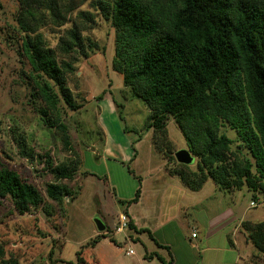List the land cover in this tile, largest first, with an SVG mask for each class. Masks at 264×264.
Listing matches in <instances>:
<instances>
[{
	"label": "rangeland",
	"instance_id": "374dc122",
	"mask_svg": "<svg viewBox=\"0 0 264 264\" xmlns=\"http://www.w3.org/2000/svg\"><path fill=\"white\" fill-rule=\"evenodd\" d=\"M89 1L73 9L71 17L77 11L93 15L92 27L81 35L95 46L85 56L76 54L74 70L66 76L67 86L82 107L69 110L59 98L56 103L80 159L74 178L57 182L76 195L56 204L45 195L44 185L53 178L39 156L47 152L53 163L70 156L56 132L44 126L35 111L42 102L30 96L35 77L19 48L14 20L17 2L0 0V162L35 186L48 206L47 213L37 207L19 214L7 197L0 198V251L5 264H160L157 253L171 264H264V254L255 250L239 225L241 220L264 221V196L253 199L245 188L225 192L210 179L191 191L167 172L164 165L173 164L153 149L151 129L143 127L148 109L111 69L113 28ZM69 25H47L39 31L53 48ZM166 131L174 151L186 149L171 118ZM220 131L235 138L234 130L226 126ZM17 133L32 147L33 160L17 153L13 140ZM195 161L193 157L191 169ZM137 187L138 202L128 206L118 202L130 199ZM227 207L233 211L228 220ZM126 208L155 241L126 226L115 231L117 216ZM94 219L103 223L102 231H97ZM97 233L105 236L92 247H80ZM230 239L236 247L226 244L229 250L222 249ZM80 249L82 262H77ZM127 249L132 253L125 254Z\"/></svg>",
	"mask_w": 264,
	"mask_h": 264
},
{
	"label": "trees",
	"instance_id": "16d2710c",
	"mask_svg": "<svg viewBox=\"0 0 264 264\" xmlns=\"http://www.w3.org/2000/svg\"><path fill=\"white\" fill-rule=\"evenodd\" d=\"M84 1L16 0L14 14L20 51L35 77L30 96L42 102L35 111L42 124L56 132L70 156L58 163H53L47 152L39 156L53 178L44 185L45 195L56 204L76 195L57 182L73 179L80 159L56 103L59 98L69 110L82 107L67 86L66 76L74 70L76 54L85 56L86 50L95 46L81 35L92 27L93 15L77 11L71 17L73 9ZM89 3L113 28L111 69L148 109L143 127L151 129L153 149L173 164L164 165L167 172L191 191L210 179L225 192L245 188L253 199L264 196V0ZM67 22L70 25L62 30L55 47H50L39 29ZM169 118L196 158L194 169L173 157L166 131ZM224 126L234 130V139L220 131ZM13 140L17 153L33 160L35 154L24 136L17 133ZM139 194L137 187L130 199L118 202L128 206ZM4 197L19 214L37 207L48 212L37 188L0 162V198ZM123 213L127 216L125 209ZM239 225L255 250L264 254V221L241 220ZM126 226L154 240L148 229L135 228L129 219ZM103 236L97 233L80 247H92ZM80 251L76 252L77 262H82ZM157 258L161 264H171V260ZM5 263L0 251V264Z\"/></svg>",
	"mask_w": 264,
	"mask_h": 264
},
{
	"label": "water",
	"instance_id": "95a60500",
	"mask_svg": "<svg viewBox=\"0 0 264 264\" xmlns=\"http://www.w3.org/2000/svg\"><path fill=\"white\" fill-rule=\"evenodd\" d=\"M173 157L177 163L182 164H190L193 158L192 155L185 148L176 149L173 152ZM94 223L97 231H102L104 229V225L100 220L94 219Z\"/></svg>",
	"mask_w": 264,
	"mask_h": 264
},
{
	"label": "crops",
	"instance_id": "0c3cea01",
	"mask_svg": "<svg viewBox=\"0 0 264 264\" xmlns=\"http://www.w3.org/2000/svg\"><path fill=\"white\" fill-rule=\"evenodd\" d=\"M134 157V156H133ZM133 157H131V159L133 158ZM139 201V197H138V200L136 201V202H138ZM136 202H134V203H136ZM126 210V213H127V218L132 222V224H133V226L135 227V228H143V227H141V226H137V224H136V222L134 221V219H133V216L130 214H128V211H127V208L125 209ZM225 211H227L228 213H227V216H226V220H228L231 216H233V211H232V209H230V208H226V209H224ZM212 218V217H211ZM234 218V217H233ZM225 220V221H226ZM167 223H170V221L169 222H167ZM166 223V224H167ZM147 229V228H146ZM226 244H228V245H230V246H232V247H236V242L235 241H233V240H227V243H225L224 244V246H223V248L222 249H224V250H229L228 249V245H226ZM158 247L159 248H163V247H167V245H165V244H160V243H158ZM203 249H206V250H209L208 248H203ZM156 255V257H160L161 259H163L164 261H165V259H164V257L161 255V254H159L158 255V253L157 254H155ZM158 259V258H157ZM161 264V263H160Z\"/></svg>",
	"mask_w": 264,
	"mask_h": 264
},
{
	"label": "built area",
	"instance_id": "2783aa9c",
	"mask_svg": "<svg viewBox=\"0 0 264 264\" xmlns=\"http://www.w3.org/2000/svg\"><path fill=\"white\" fill-rule=\"evenodd\" d=\"M253 203L250 202V205H252ZM128 221V218L127 216L124 214V213H120L118 216H117V226L115 227V231L116 232H120L122 231V229L126 226V223ZM127 227V226H126ZM193 235V233H191V236ZM132 253V250L131 249H127L125 250V254L129 255Z\"/></svg>",
	"mask_w": 264,
	"mask_h": 264
}]
</instances>
